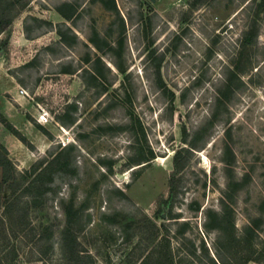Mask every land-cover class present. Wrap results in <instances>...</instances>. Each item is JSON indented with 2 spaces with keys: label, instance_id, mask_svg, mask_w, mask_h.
<instances>
[{
  "label": "rangeland",
  "instance_id": "1",
  "mask_svg": "<svg viewBox=\"0 0 264 264\" xmlns=\"http://www.w3.org/2000/svg\"><path fill=\"white\" fill-rule=\"evenodd\" d=\"M13 1L0 147L19 211L35 163L55 193L27 237L9 241L0 225V249L13 244L15 264H138L159 251L156 226L172 264H264V0H1L0 11ZM66 212L81 229L65 257Z\"/></svg>",
  "mask_w": 264,
  "mask_h": 264
},
{
  "label": "trees",
  "instance_id": "2",
  "mask_svg": "<svg viewBox=\"0 0 264 264\" xmlns=\"http://www.w3.org/2000/svg\"><path fill=\"white\" fill-rule=\"evenodd\" d=\"M251 1L253 0H250V2ZM250 2H248L247 5ZM14 3V1L10 2L9 5L3 9V11H0V34L5 32L10 26L11 21L10 19L6 18L5 11L12 7ZM57 11L65 20L70 19L68 15L61 13L59 10ZM254 36H256V34ZM97 61L100 63L99 58H97ZM54 162L55 158H52L48 164H53ZM0 167L3 169L2 181L0 183V196L2 197L1 205L3 208L0 218V225L3 228L1 230V233L3 234L2 236H4L9 241L17 240L18 237L25 238L27 237L28 231H32L30 226L27 228L25 226V224H29L30 222L29 218L32 210L43 209L44 203L46 202V197L50 193L54 194L55 192H52V190L44 187L42 179L47 173L45 174V171L43 170L39 171L38 164L35 163L29 170L24 171L20 175L21 180L25 183V186L22 190V194L25 197V206L19 211L17 209L18 197L15 194L18 185L15 183L16 178L13 175L14 173L17 174V172L15 171L13 164L7 158L6 150L3 147H0ZM170 185H172V182H170ZM65 216L66 224L63 231L64 236L62 235V242L64 245L62 246L61 251L66 257L68 253L73 255V244L76 240V237H74L73 234V229L76 227V232L80 231L81 225H79V221L81 220V215L66 212ZM17 222L19 225H21L20 230H15L13 228ZM153 229L154 232L151 234L150 240L152 243L155 241L159 251L156 249L151 250L141 260H139L140 262L138 264H150L154 260L157 264H172V257L170 254L171 243L168 234L161 232V228L159 227L153 226ZM65 241L67 248H64ZM15 248L16 247L12 244L10 248L4 247L0 249V264H15V261L18 257L17 250ZM65 249H67L66 252ZM8 257L9 260H7Z\"/></svg>",
  "mask_w": 264,
  "mask_h": 264
}]
</instances>
